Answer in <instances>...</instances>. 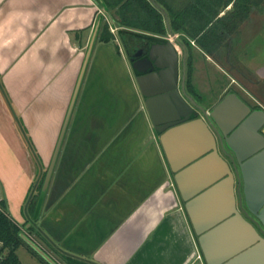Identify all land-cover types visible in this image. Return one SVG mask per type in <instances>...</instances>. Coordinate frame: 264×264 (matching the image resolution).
Segmentation results:
<instances>
[{
	"label": "crops",
	"instance_id": "obj_1",
	"mask_svg": "<svg viewBox=\"0 0 264 264\" xmlns=\"http://www.w3.org/2000/svg\"><path fill=\"white\" fill-rule=\"evenodd\" d=\"M101 9L0 0V202L60 264H206L123 43L99 38Z\"/></svg>",
	"mask_w": 264,
	"mask_h": 264
},
{
	"label": "water",
	"instance_id": "obj_2",
	"mask_svg": "<svg viewBox=\"0 0 264 264\" xmlns=\"http://www.w3.org/2000/svg\"><path fill=\"white\" fill-rule=\"evenodd\" d=\"M149 59L160 68L158 72L145 73V69L134 64L131 69L154 129L159 133L205 263L264 264V133L260 130L264 125V108L251 109L235 90H230L209 111H204L205 117H192V107L176 83L175 47L170 42L155 44ZM152 85L157 87L152 89ZM208 120L218 130H212ZM215 134L222 146L233 152L237 163L233 164V170L219 152ZM57 150L58 145L40 198ZM240 183L252 219L246 209L237 205ZM20 236L49 264H60L26 232L22 231Z\"/></svg>",
	"mask_w": 264,
	"mask_h": 264
},
{
	"label": "trees",
	"instance_id": "obj_3",
	"mask_svg": "<svg viewBox=\"0 0 264 264\" xmlns=\"http://www.w3.org/2000/svg\"><path fill=\"white\" fill-rule=\"evenodd\" d=\"M106 9H113L118 25L120 40L126 43L136 39L154 37L160 38L170 30H179L195 38L198 46L211 53V47H216L219 40L232 34L246 20L251 11L261 8L264 0H99ZM99 38L110 40L115 38L109 23L103 21L100 26ZM189 89L194 86L190 82L191 65L188 60ZM43 177L39 182L40 190ZM37 196V195H36ZM32 202L31 208L35 204ZM27 228L28 235L35 241ZM22 227L9 215L6 205L0 202V264H22L17 248L24 245L34 256L43 263L49 264L20 236ZM36 242V241H35ZM37 243V242H36ZM70 264H89L82 260L67 258Z\"/></svg>",
	"mask_w": 264,
	"mask_h": 264
},
{
	"label": "rangeland",
	"instance_id": "obj_4",
	"mask_svg": "<svg viewBox=\"0 0 264 264\" xmlns=\"http://www.w3.org/2000/svg\"><path fill=\"white\" fill-rule=\"evenodd\" d=\"M103 13L107 19L103 20L111 23L112 31L120 38L118 30L123 26L116 22L113 9H110V13ZM164 35L182 39L186 43L191 65L189 79L201 92L207 110L229 90H235L250 102L256 101L254 97L260 101L264 98V85L255 82L253 73L258 55H250L254 41L264 46V5L253 9L235 32L220 39L216 47H211V53L198 46L195 38L179 30L171 31L168 25ZM17 253L23 264H36L25 250L19 249Z\"/></svg>",
	"mask_w": 264,
	"mask_h": 264
},
{
	"label": "flooded vegetation",
	"instance_id": "obj_5",
	"mask_svg": "<svg viewBox=\"0 0 264 264\" xmlns=\"http://www.w3.org/2000/svg\"><path fill=\"white\" fill-rule=\"evenodd\" d=\"M156 36L148 37V38H140L136 39L133 43L130 42V40L127 38L126 43H123L124 52L128 58V61L131 65H135L139 69H145V73H155L158 72L160 68H157L154 64V60H150V51L154 47L155 44H165L167 42L172 43V45L175 47L177 53H178V78H177V86L179 88V91L185 98V100L191 105L192 110L190 114L192 117L194 116H202L205 117L204 111H209L221 98L222 96L213 104L211 105V108L207 110V107L205 105V101L202 100L201 92L197 90V88L189 89L187 84L188 79V51H187V45L183 42L182 39L178 38H172V36H165L162 35L160 38H155ZM166 59H162L164 61ZM164 86V84H161ZM157 86L152 85L151 88L154 89ZM230 91V90H229ZM228 92V91H227ZM226 92V93H227ZM238 93V92H237ZM239 94V93H238ZM240 95V94H239ZM240 97L251 107V109L262 107L264 108V105H262L260 102H250L249 100L245 99L243 96L240 95ZM210 124V128L218 130L215 123L213 121L208 120ZM262 133H264V125H262L261 129ZM215 133V131H214ZM217 146L219 152L222 154V156L229 162L232 170H233V164L237 165L234 154L231 150H229L226 146H222L220 139L217 134ZM238 181L235 177V188L237 189ZM240 195L236 192V199H237V205L240 209H246V206L244 204V196L242 193V183H240ZM247 215L250 219L253 218L252 214L247 210Z\"/></svg>",
	"mask_w": 264,
	"mask_h": 264
}]
</instances>
